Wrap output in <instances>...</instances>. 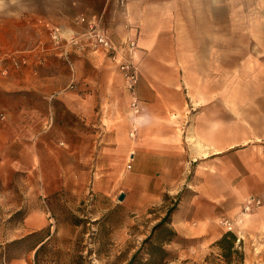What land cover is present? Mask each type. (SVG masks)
Returning <instances> with one entry per match:
<instances>
[{
  "label": "crops",
  "instance_id": "1",
  "mask_svg": "<svg viewBox=\"0 0 264 264\" xmlns=\"http://www.w3.org/2000/svg\"><path fill=\"white\" fill-rule=\"evenodd\" d=\"M80 15L103 22L116 56L90 48ZM53 29L66 36L61 47ZM0 47L25 59L6 74L0 65V93L48 105L24 102L4 117L8 165L40 171L44 127L66 135L46 149L56 157L89 159L97 143L99 157L131 158L133 189L153 191L143 205L161 193L178 200V240L215 245L221 221H237L246 264H264V207L241 213L249 197L264 199V0H0ZM127 60L139 74L137 113ZM32 225L27 235L41 229Z\"/></svg>",
  "mask_w": 264,
  "mask_h": 264
},
{
  "label": "rangeland",
  "instance_id": "2",
  "mask_svg": "<svg viewBox=\"0 0 264 264\" xmlns=\"http://www.w3.org/2000/svg\"><path fill=\"white\" fill-rule=\"evenodd\" d=\"M81 17H76L77 25H85L77 23ZM106 53L113 57L117 50ZM24 102L47 112L40 95L0 93V141L11 134L4 117H16ZM41 133L43 156L34 158L37 174L26 166H10L12 159L0 156V264H246L238 241V254L229 260L216 245L177 240L168 247V232L154 230L178 200L161 193L155 204L143 205L153 191L133 189L129 156L108 152L99 157L97 143H92L95 151L89 159L56 157L50 149L66 135L53 127ZM72 164L78 170L74 176L68 173ZM28 222L41 229L27 235Z\"/></svg>",
  "mask_w": 264,
  "mask_h": 264
},
{
  "label": "built area",
  "instance_id": "3",
  "mask_svg": "<svg viewBox=\"0 0 264 264\" xmlns=\"http://www.w3.org/2000/svg\"><path fill=\"white\" fill-rule=\"evenodd\" d=\"M76 21L78 24H85V26H87V29H85V32L82 35V38L84 37L89 40L90 48H92L93 50H101L105 52H116L118 47L114 44L107 31L101 26L102 23L100 19L90 22L85 16H83L81 18H78ZM50 35L54 44L58 47H61L63 43L62 41L64 40L61 37L60 33L57 30H52ZM73 40L74 39L71 40L70 38V41H67L66 44H72ZM127 48L133 51L136 48L135 42H128ZM24 64L25 59L19 56V53L4 51L0 47V65L2 66L3 73H8L9 68L15 70L21 69ZM121 69L124 71L125 78L128 82V87L132 91L131 106L134 112L137 113L140 111V101L135 93V89L138 83L139 74L137 72L136 67L128 60L121 65ZM131 161L132 160L130 158V162L128 163V169H131ZM262 207H264V199L257 196H251L245 201L241 213L242 215L253 214ZM237 224V221H232L229 219H223L221 221V225L224 226L227 232L233 234H235ZM236 235L238 238L237 241L238 243H240L241 239L238 234Z\"/></svg>",
  "mask_w": 264,
  "mask_h": 264
},
{
  "label": "trees",
  "instance_id": "4",
  "mask_svg": "<svg viewBox=\"0 0 264 264\" xmlns=\"http://www.w3.org/2000/svg\"><path fill=\"white\" fill-rule=\"evenodd\" d=\"M171 213L172 212H170L169 215L165 219H163V221L160 222L155 227L154 230L155 234H157L158 231H163V230L168 232L169 238L166 240V243L178 240L177 234L169 227L170 224L169 218ZM236 243H237V237L235 236V234L227 232L215 245L221 249V251L223 252V256L229 260L234 254H238L236 250ZM43 246L44 245H42L41 248Z\"/></svg>",
  "mask_w": 264,
  "mask_h": 264
},
{
  "label": "water",
  "instance_id": "5",
  "mask_svg": "<svg viewBox=\"0 0 264 264\" xmlns=\"http://www.w3.org/2000/svg\"><path fill=\"white\" fill-rule=\"evenodd\" d=\"M125 197H126L125 194H121L120 197H119V200L123 201L125 199Z\"/></svg>",
  "mask_w": 264,
  "mask_h": 264
}]
</instances>
